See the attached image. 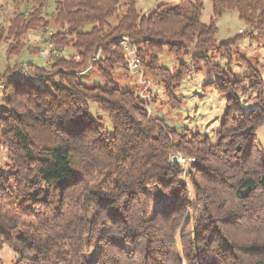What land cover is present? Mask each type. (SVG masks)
Masks as SVG:
<instances>
[{
  "label": "trees",
  "instance_id": "1",
  "mask_svg": "<svg viewBox=\"0 0 264 264\" xmlns=\"http://www.w3.org/2000/svg\"><path fill=\"white\" fill-rule=\"evenodd\" d=\"M17 3L22 8L0 20L7 54L31 48V29L46 34L55 51L43 56L46 64L30 60L27 75L15 63L0 77V147L8 151L0 160V262L8 245L18 254L12 264H264L257 136L264 77L248 56L235 55L245 37L264 31V0H212L209 23L204 0L162 1L148 13L137 0ZM227 9L253 29L219 42L216 18ZM128 48L173 103L189 73L205 66L220 75L208 82L227 95L215 138L169 126L141 91L116 84L117 69L135 72ZM165 48L176 57L173 69L161 61ZM214 50L229 64L242 59L248 73L231 78ZM90 69L105 83L84 80ZM240 91L256 92L258 106L246 109ZM92 101L109 114L111 129ZM178 153L195 158L194 190L172 160ZM151 189L163 193L156 209Z\"/></svg>",
  "mask_w": 264,
  "mask_h": 264
},
{
  "label": "rangeland",
  "instance_id": "2",
  "mask_svg": "<svg viewBox=\"0 0 264 264\" xmlns=\"http://www.w3.org/2000/svg\"><path fill=\"white\" fill-rule=\"evenodd\" d=\"M162 1H169L173 4L182 3V0H137V7L142 10V12L148 13ZM204 2L205 8L203 10L202 19L209 23L213 16L212 0H204ZM21 8L22 4L17 3V0H0V20L8 21L14 13ZM53 11L54 7L51 5L47 7L44 12L51 14ZM216 22L219 27L217 33L219 42L229 40L236 34L247 29H253L252 25H248L245 20L239 16V12L236 9H227L222 16L216 18ZM54 29L55 28L52 26L50 30L53 31ZM254 33L255 37H245L239 42L238 46L235 48V50L239 52H236L235 55L237 57H242V54L248 56L252 62L258 64L264 77V31L259 32L258 30H254ZM122 39L123 42L127 44L128 37L124 36ZM25 40L28 45H31V48L25 49L20 55H8L6 52L7 43L5 41L0 42V77L8 64L14 65L18 63L21 67H28L30 70H32L34 66L30 60L46 64V59L44 60L43 56H48L51 53L49 51L51 44L45 41L46 34L31 29L25 36ZM36 46L43 49L42 52H40L41 54L32 51ZM165 50L169 49L165 48ZM71 51L72 49L68 47L63 53L69 56ZM214 53L216 55L215 59L221 61L225 68L228 66L232 68L233 72L231 78L235 76L243 77L248 73L247 65L242 59L234 60L232 64H229L224 55L219 54L215 50L213 51V54ZM162 54L161 61L173 69L174 64H176L175 55L170 53L171 60L166 61V55ZM130 55H132V51L128 48L125 56L129 59ZM125 70V67L117 69L115 73L116 84L123 86L128 83L129 88L141 91L145 98L151 100L149 106L154 116L162 118L169 126L179 131H187L190 133L201 131L215 138L227 107V95L221 92L215 84L208 83L210 81L220 80L221 77L218 73L213 72L205 66L198 68V71L189 73L184 77L181 86L177 89L178 102L173 103L171 98L166 94L164 87L158 84L153 77L143 74L142 70L138 71L137 68H134V73ZM83 78L90 83H105L103 76L97 74L94 69H90L84 73ZM245 84H249V80H247ZM239 98L246 109L258 106L259 101L256 92L250 91L249 93H244L240 91ZM91 109L94 114L103 117L109 129L112 128V121L109 114L99 107L96 102H91ZM257 136L264 150V124L259 127ZM174 155L178 156L179 162L177 165L183 166V177L187 180L190 188L194 190L189 171L192 168L195 158L180 153ZM174 155H172V160ZM183 157H185V160ZM7 158V149L5 147H0V160L4 163ZM151 192L153 197L152 206L156 209L163 201V193L159 189H151ZM17 257L18 254L16 251L10 246L5 245L1 251L0 264H12Z\"/></svg>",
  "mask_w": 264,
  "mask_h": 264
},
{
  "label": "built area",
  "instance_id": "3",
  "mask_svg": "<svg viewBox=\"0 0 264 264\" xmlns=\"http://www.w3.org/2000/svg\"><path fill=\"white\" fill-rule=\"evenodd\" d=\"M49 51H50V52H54V51H55L54 49H52V45H51ZM50 52H49V53H50ZM97 57H98V55H97ZM129 62H130V66H131V68H132L133 70H134V68H137L138 71L140 70V67H139V61H138V59H137L136 57H134L133 55H130ZM30 71H31V70L28 69V67H27V68H25V67H22V68H21V73H22L23 75H27V74H29ZM192 158H193V157H192ZM183 159L185 160V157H183Z\"/></svg>",
  "mask_w": 264,
  "mask_h": 264
},
{
  "label": "crops",
  "instance_id": "4",
  "mask_svg": "<svg viewBox=\"0 0 264 264\" xmlns=\"http://www.w3.org/2000/svg\"><path fill=\"white\" fill-rule=\"evenodd\" d=\"M162 55H166V61L171 60V54H170L169 50H165Z\"/></svg>",
  "mask_w": 264,
  "mask_h": 264
},
{
  "label": "water",
  "instance_id": "5",
  "mask_svg": "<svg viewBox=\"0 0 264 264\" xmlns=\"http://www.w3.org/2000/svg\"><path fill=\"white\" fill-rule=\"evenodd\" d=\"M173 161H174V163H176V164L179 162V161H178V156H177V155H174V156H173Z\"/></svg>",
  "mask_w": 264,
  "mask_h": 264
}]
</instances>
